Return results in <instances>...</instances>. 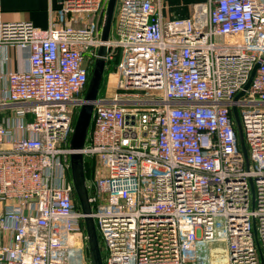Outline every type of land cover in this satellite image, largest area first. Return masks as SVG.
Instances as JSON below:
<instances>
[{"label":"built area","instance_id":"1","mask_svg":"<svg viewBox=\"0 0 264 264\" xmlns=\"http://www.w3.org/2000/svg\"><path fill=\"white\" fill-rule=\"evenodd\" d=\"M107 2L62 0L47 29L0 6V64L28 63L0 71V264H91L70 141L101 45L116 84L80 152L103 264H264V0H117L103 42Z\"/></svg>","mask_w":264,"mask_h":264},{"label":"water","instance_id":"2","mask_svg":"<svg viewBox=\"0 0 264 264\" xmlns=\"http://www.w3.org/2000/svg\"><path fill=\"white\" fill-rule=\"evenodd\" d=\"M117 0H108L107 8L103 23V30L101 39L103 42L108 41L114 20L115 8ZM106 46L101 45L98 49V57L95 60L92 73L90 74L88 86L84 95V101L79 110L74 130L72 133L70 146L73 150L70 161H71V176L74 185L75 195L80 205L82 212L85 214L84 223L86 227V233L88 236V248L91 259V264H103L101 249L98 241V234L96 229L95 221L91 215L92 206L89 201L88 187L86 183L85 164L84 157L80 150L84 147L86 142L94 108V102L97 100L102 84V80L105 72V59ZM258 65L256 66V68ZM255 68V69H256ZM255 70L252 73L253 77ZM235 117L239 125V120L235 112ZM240 127V125H239ZM240 134H241V127ZM242 149L247 157V150L244 145L242 134H241Z\"/></svg>","mask_w":264,"mask_h":264},{"label":"crops","instance_id":"3","mask_svg":"<svg viewBox=\"0 0 264 264\" xmlns=\"http://www.w3.org/2000/svg\"><path fill=\"white\" fill-rule=\"evenodd\" d=\"M61 2L62 0H0V6L5 21H29L35 27L47 29L61 7ZM208 2L209 0H160L165 18L191 17L194 20L208 18V13L204 12ZM1 56H4L2 52ZM27 66V52L11 48L9 60L0 64V71L23 70ZM2 87L3 82L0 81V88ZM106 94L110 96L112 93L107 91ZM3 113L5 112L2 111Z\"/></svg>","mask_w":264,"mask_h":264},{"label":"rangeland","instance_id":"4","mask_svg":"<svg viewBox=\"0 0 264 264\" xmlns=\"http://www.w3.org/2000/svg\"><path fill=\"white\" fill-rule=\"evenodd\" d=\"M91 73H92V71H91ZM114 73H115V70L111 71V72H107L106 74L104 73V77L103 78L106 77V87L104 89V93H106L107 91L108 92L110 91L112 94H114L115 87H111V86L108 85L109 82L112 80V76L114 75L116 77V75ZM115 83H116V81H115ZM215 247H216V250L212 249L210 251V256L216 258V257H221V256H225L226 255V249L224 248V246L222 244L215 245ZM219 252L221 254H219Z\"/></svg>","mask_w":264,"mask_h":264},{"label":"trees","instance_id":"5","mask_svg":"<svg viewBox=\"0 0 264 264\" xmlns=\"http://www.w3.org/2000/svg\"><path fill=\"white\" fill-rule=\"evenodd\" d=\"M119 59V56L111 63L109 64V66L105 67V74L107 72H111V71H114L115 70V67L117 65V61ZM90 77V75H89ZM106 87V77L103 78L102 80V84H101V88H100V92H99V96H103L105 93H104V89ZM91 171V170H90ZM92 172V171H91ZM85 174H86V178H89L90 177V173L89 171L87 170V167H86V171H85Z\"/></svg>","mask_w":264,"mask_h":264},{"label":"bare ground","instance_id":"6","mask_svg":"<svg viewBox=\"0 0 264 264\" xmlns=\"http://www.w3.org/2000/svg\"><path fill=\"white\" fill-rule=\"evenodd\" d=\"M115 81H116V77L113 75L112 76V80L110 81V83H109V86H111V87H115Z\"/></svg>","mask_w":264,"mask_h":264}]
</instances>
